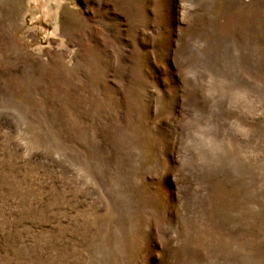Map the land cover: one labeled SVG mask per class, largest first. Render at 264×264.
I'll return each instance as SVG.
<instances>
[{"label":"rangeland","instance_id":"374dc122","mask_svg":"<svg viewBox=\"0 0 264 264\" xmlns=\"http://www.w3.org/2000/svg\"><path fill=\"white\" fill-rule=\"evenodd\" d=\"M0 264H264V0H0Z\"/></svg>","mask_w":264,"mask_h":264}]
</instances>
